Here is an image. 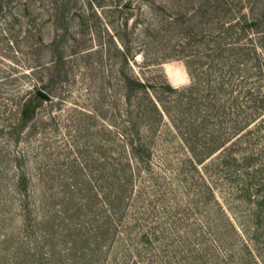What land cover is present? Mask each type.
I'll return each instance as SVG.
<instances>
[{"label": "rangeland", "instance_id": "obj_1", "mask_svg": "<svg viewBox=\"0 0 264 264\" xmlns=\"http://www.w3.org/2000/svg\"><path fill=\"white\" fill-rule=\"evenodd\" d=\"M0 264H264V0H0Z\"/></svg>", "mask_w": 264, "mask_h": 264}, {"label": "clouds", "instance_id": "obj_2", "mask_svg": "<svg viewBox=\"0 0 264 264\" xmlns=\"http://www.w3.org/2000/svg\"><path fill=\"white\" fill-rule=\"evenodd\" d=\"M185 86H188L191 84V77L190 75L187 74V70H185V81H184Z\"/></svg>", "mask_w": 264, "mask_h": 264}, {"label": "bare ground", "instance_id": "obj_3", "mask_svg": "<svg viewBox=\"0 0 264 264\" xmlns=\"http://www.w3.org/2000/svg\"><path fill=\"white\" fill-rule=\"evenodd\" d=\"M171 74V73H170ZM171 78H172V81H173V84H176L179 80L178 79H175L174 77H173V75H171ZM172 83V82H171Z\"/></svg>", "mask_w": 264, "mask_h": 264}]
</instances>
